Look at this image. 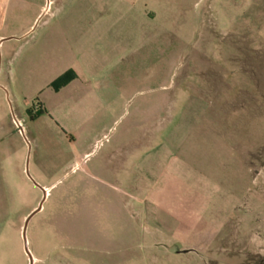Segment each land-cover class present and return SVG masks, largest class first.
<instances>
[{
	"label": "rangeland",
	"instance_id": "obj_1",
	"mask_svg": "<svg viewBox=\"0 0 264 264\" xmlns=\"http://www.w3.org/2000/svg\"><path fill=\"white\" fill-rule=\"evenodd\" d=\"M126 1L141 61L81 108L0 76V264H264V0Z\"/></svg>",
	"mask_w": 264,
	"mask_h": 264
},
{
	"label": "crops",
	"instance_id": "obj_2",
	"mask_svg": "<svg viewBox=\"0 0 264 264\" xmlns=\"http://www.w3.org/2000/svg\"><path fill=\"white\" fill-rule=\"evenodd\" d=\"M131 3L126 0H50L48 6L35 11L33 22L20 25V15L25 18L31 13V0H0V76L9 82L42 81V77L53 81L72 71L76 79L56 94H75L71 101L74 103H60L63 110L81 108L80 103L94 91L107 92V71L111 66L124 65L128 59L134 65L141 61L144 46L141 22L145 17L137 13ZM50 15L52 18L45 21ZM131 15L139 16L140 24L122 22ZM90 79L99 81L94 87L83 83ZM122 79L128 80L127 75H122ZM132 81L130 77L129 83ZM5 88L0 85L1 91ZM117 90L123 91L120 85Z\"/></svg>",
	"mask_w": 264,
	"mask_h": 264
},
{
	"label": "trees",
	"instance_id": "obj_3",
	"mask_svg": "<svg viewBox=\"0 0 264 264\" xmlns=\"http://www.w3.org/2000/svg\"><path fill=\"white\" fill-rule=\"evenodd\" d=\"M75 79H76V75L74 74V72L69 71V72L65 73L64 75H62L59 79H57L52 84V88L55 91H59L62 88L66 87L68 84H70ZM42 114H43V112H42V110H40L39 115H42Z\"/></svg>",
	"mask_w": 264,
	"mask_h": 264
},
{
	"label": "water",
	"instance_id": "obj_4",
	"mask_svg": "<svg viewBox=\"0 0 264 264\" xmlns=\"http://www.w3.org/2000/svg\"><path fill=\"white\" fill-rule=\"evenodd\" d=\"M39 211H40V209H38V210H36L35 212H33V213L27 218L26 223H25V226H24L25 248H26V252H27L28 254H30V251H29V249H28V245H27V241H26V228H27V225H28L29 221L32 219V217H33L36 213H38ZM31 263H32V264L34 263V260L32 259V257H31Z\"/></svg>",
	"mask_w": 264,
	"mask_h": 264
},
{
	"label": "bare ground",
	"instance_id": "obj_5",
	"mask_svg": "<svg viewBox=\"0 0 264 264\" xmlns=\"http://www.w3.org/2000/svg\"><path fill=\"white\" fill-rule=\"evenodd\" d=\"M31 255V254H30ZM33 259V258H32ZM34 260V259H33Z\"/></svg>",
	"mask_w": 264,
	"mask_h": 264
}]
</instances>
